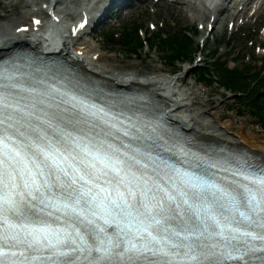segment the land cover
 Segmentation results:
<instances>
[{
    "label": "snow or ice",
    "instance_id": "6c2138e0",
    "mask_svg": "<svg viewBox=\"0 0 264 264\" xmlns=\"http://www.w3.org/2000/svg\"><path fill=\"white\" fill-rule=\"evenodd\" d=\"M164 140L124 100L0 66V264H264V164L184 167Z\"/></svg>",
    "mask_w": 264,
    "mask_h": 264
},
{
    "label": "rangeland",
    "instance_id": "374dc122",
    "mask_svg": "<svg viewBox=\"0 0 264 264\" xmlns=\"http://www.w3.org/2000/svg\"><path fill=\"white\" fill-rule=\"evenodd\" d=\"M86 1L87 0H61L57 7H65L71 12H77L83 7L82 5L85 4ZM36 2L41 4L43 0H0V19L7 16L17 17V15L26 14L32 6L38 5ZM148 3L154 4L152 0H149ZM158 3H163V0ZM174 3L175 4L171 6H167V4L163 3V7L167 12H163L161 18H158L159 15H154L150 12V9H145V11L142 12L140 9L136 10V7H132L130 12L125 14L127 11L124 10V8L117 11L120 5L114 4V9H116V11L115 14L112 15L113 18L106 17L108 15L107 13L105 15V21L97 23L94 31L85 33L83 39H85L91 47L100 49L106 57L108 56L111 62L107 63L112 65L116 72L126 69L127 67H134L140 70H152L153 68L156 70H174L175 68L179 75L187 74L186 78L183 79L184 81L181 83L178 82V84L175 85L174 90L177 91L176 97L179 96L178 98L182 99V96L185 98L188 96L184 94L187 92L186 89L191 87L193 91H191V89L188 91L193 92V95L191 100L187 99L183 101L186 107L183 106V109L182 107L179 108V113L182 114L185 111L198 110L199 107H202V104L204 106L205 103L211 102V105L208 106V118L214 119L218 115L221 118L220 121H217L218 124H221L222 121L226 123L233 122V130H230V133H234L239 138L241 134H238L237 131L241 127V132L247 135L253 133L257 140L261 142L264 141V118L258 119V116L255 113L253 114L248 107H246V103L242 99L243 95L238 91L232 88H225L217 81H213V79L212 81L202 79L200 72L198 73L200 67H197L201 64H204L201 66L204 67L208 62L211 63V61L217 57L221 58L222 61H229V66H234L237 63L240 66L248 62V64H251L252 61H254V63L257 62L258 65H262L264 59V35L260 32L258 23L260 21L254 20L253 24H246L242 27V30H237L235 25L233 27L227 26L229 24L228 21H230V19H227L225 22L228 23H226L225 27H223L224 23L221 21V24H217V27L211 30V28L207 29L208 23L206 22V18L208 17L207 15H211L213 12L204 10L200 0H193L192 3ZM127 10L129 11V9ZM160 19H163L165 23L168 22V25H173V21L176 23V27H185L188 29V33L184 35H187L192 43L188 45L189 48L188 52H186V58L192 60H181L183 62L177 60L176 64H178V66L172 68L170 61L165 58V53H168L167 45L152 50L148 45H151L153 38L147 37L150 39L147 45V42H145L143 38L145 35L144 32L138 34V37L141 38L140 43L142 44L135 48L136 50L127 49L123 42H119L121 36L127 32H123L124 28L128 27V30L133 29V24L141 23L146 29L149 27L150 20L159 23ZM107 22L108 24L111 23L112 27L119 28H117V30L106 29V31L103 32V27H106ZM234 22L236 24L239 23L237 20H234ZM201 23L204 24V27H202ZM209 30L211 31L209 32ZM117 32H121L122 35H116L115 33ZM207 32H209V34ZM90 37H92V39ZM250 37H252L251 40H249ZM204 38H206V41L202 40ZM132 44L133 42L129 45ZM134 46H136L135 42ZM196 49L199 51H196ZM212 51H218L217 57H210ZM72 52L74 54V47ZM180 69L181 71H179ZM256 98L264 99V96L257 95ZM181 99L178 100L181 101ZM193 102H195V105ZM187 112L184 114H187Z\"/></svg>",
    "mask_w": 264,
    "mask_h": 264
},
{
    "label": "bare ground",
    "instance_id": "6f19581e",
    "mask_svg": "<svg viewBox=\"0 0 264 264\" xmlns=\"http://www.w3.org/2000/svg\"><path fill=\"white\" fill-rule=\"evenodd\" d=\"M210 1H212V3H216L215 0H210ZM231 1L232 0H230V2ZM80 3H81V1H80ZM89 3H91V0L85 2V6L87 4H89ZM235 3H237V6H239V5L243 6V8L241 9L242 12H243V11L246 10L247 4H249V0H236ZM96 6H97V8L94 7L92 13H91V9L88 10V9L85 8L83 13L81 14L82 16H80L82 18V20H83V15L84 14L88 15V18L90 20V18L92 17V14L94 13V11L100 10V8L98 9L99 6L98 5H96ZM80 7H81V5H80ZM227 10L228 9H226L224 6H222L219 11H216L214 13V16L217 17L220 14H223L224 12H227ZM231 15H232V13H231ZM233 15H234V13H233ZM27 16H28V13L20 15V16H17L16 20L17 19H20V20H17V21H14L13 23H11V27L13 29L12 32H14L13 33L14 34V38L18 39V38L22 37L25 34V33H19L18 34L16 32V29L18 27H20L22 25H28V23L30 25L32 24L33 20H30L31 16L30 17H27ZM207 16L208 17L206 18V22L208 24H212L211 23V22H213V19L211 18L212 15H207ZM69 17L71 19L72 16H69ZM215 19L216 18H214V20ZM218 19H219V17H218ZM3 20H4L3 18L0 19V48L4 47L7 44H9L10 42H12L11 41V33L9 31V27L7 25V22H5ZM26 20H28V22ZM80 38L81 37L76 38V39L79 40ZM84 44H85V47L82 48V46ZM37 48H39V47L37 46ZM74 49L84 52L85 55H87V57L89 58V60L87 61L88 62V66L92 65V67L91 68H89L87 66L84 67V64L82 62H79V59H78L79 57H83V56H78L76 52L74 54H72L70 52L68 53V55L72 58V60L75 63H77L78 65H80V67H82L84 70L86 69L90 73H93L94 75L99 76L101 79L105 80L106 82H108V81L109 82H113V81H119L120 80L121 82H123L125 84H130V83L133 84L134 83V84L142 85L141 84L142 81H140L138 79H135L133 74H131V72L130 73L125 72V71L120 72V70H119V72L114 71L112 65L109 64L111 62L110 58L108 56L106 57L100 51V49H98L96 47L95 48L91 47L87 43V41L77 42V44L74 46ZM80 49H83V50H80ZM89 51H92L93 53L90 54ZM94 56H96V59L94 58ZM107 62H109V63H107ZM98 63L100 65H98ZM146 81H147V83H146L147 87L152 85L153 81H151L150 79H145L144 82H146ZM160 82L165 83L166 89L169 92L168 96L164 95L165 98H163L162 101L163 102L169 101L170 103H172L168 107V112L174 114L173 118L176 119L177 121L181 122L182 124H184V127H186V128L188 127V128L193 129L195 131V133H197L198 135H202L206 139H209V140L213 139L216 142H226V143H228V144H230L232 146L233 145H236V146H244L245 145L246 147L248 146L252 151L258 152L259 154H262L264 156V141L261 142L260 140H257L254 137L253 133H250L249 135H247L244 132H241V127H240L239 130L237 131L238 134L239 133L241 134V136L239 138L234 133L233 134L230 133V130H233L232 129L233 128L232 127L233 122L226 123V122L222 121L221 124H218L217 121L221 120L220 116H218V115L214 119L213 118L212 119L208 118V116H207V114H209L208 106L211 105V102L205 103L204 106L202 104V107L201 108L199 107L198 110L195 109V110H191L190 111L188 109L189 112L185 111V112H187V114H184L185 112L182 113V114L179 113L178 112L179 108L182 107V109H183V106L186 107L185 103L183 101H185L187 99H189V100L192 99L193 92L188 91V90L191 89V87H188L186 89V91H187L186 94H184L185 96H187V95L188 96L186 98L182 96V99H181V98H178L179 96L176 97L177 96V95H175L176 91H174V89H173L174 86L171 87L172 86V82L170 80H164V81L160 80ZM179 83H181V82H179ZM155 89H156V87L154 88V91H157ZM191 91H193V90L191 89ZM168 97L171 98V99H169ZM166 98H168V99H166ZM178 99H181V101H178ZM194 103L195 102H193V104ZM214 111H216V110H214ZM210 114H211V112H210Z\"/></svg>",
    "mask_w": 264,
    "mask_h": 264
},
{
    "label": "trees",
    "instance_id": "16d2710c",
    "mask_svg": "<svg viewBox=\"0 0 264 264\" xmlns=\"http://www.w3.org/2000/svg\"><path fill=\"white\" fill-rule=\"evenodd\" d=\"M133 29L126 30L125 34L121 36L119 42H123L127 49L136 50L142 43L141 38L138 37L137 25L132 26ZM183 30H178L174 27L172 29L160 28L158 31H153L151 37L150 48L155 49L167 45L168 50L165 53V58L170 61L174 66L177 65V60H185L186 52L192 41L187 35H184ZM122 35V33L118 34ZM150 37V38H151ZM150 40V39H149ZM139 41V44H138ZM132 45H129L132 43ZM134 42L136 46H134ZM163 53V54H164ZM217 56H213L215 58ZM188 59V58H187ZM237 63V62H236ZM245 63V62H244ZM249 63V62H248ZM242 64L241 66L235 64L229 66V61H222L221 58L217 57L208 63L204 67H200L201 78L209 81H217L225 88H232L243 95L242 99L246 103V107L254 114L258 116V119L264 118V99L256 98L257 95L264 96V66H259L257 62H251V64ZM197 74V73H196Z\"/></svg>",
    "mask_w": 264,
    "mask_h": 264
}]
</instances>
